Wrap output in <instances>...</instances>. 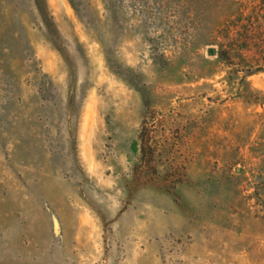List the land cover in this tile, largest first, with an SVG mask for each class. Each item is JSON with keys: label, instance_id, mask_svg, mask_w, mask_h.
Returning <instances> with one entry per match:
<instances>
[{"label": "rangeland", "instance_id": "rangeland-1", "mask_svg": "<svg viewBox=\"0 0 264 264\" xmlns=\"http://www.w3.org/2000/svg\"><path fill=\"white\" fill-rule=\"evenodd\" d=\"M0 264H264V0H0Z\"/></svg>", "mask_w": 264, "mask_h": 264}, {"label": "trees", "instance_id": "trees-1", "mask_svg": "<svg viewBox=\"0 0 264 264\" xmlns=\"http://www.w3.org/2000/svg\"><path fill=\"white\" fill-rule=\"evenodd\" d=\"M253 74V71L250 70V69H245L244 70V75L243 76H250ZM147 131L145 130L144 126L142 125L141 129H140V132H139V139L141 141V154L143 156V154H145V149H144V142L146 141L145 140V137L147 136ZM147 138V137H146Z\"/></svg>", "mask_w": 264, "mask_h": 264}, {"label": "water", "instance_id": "water-1", "mask_svg": "<svg viewBox=\"0 0 264 264\" xmlns=\"http://www.w3.org/2000/svg\"><path fill=\"white\" fill-rule=\"evenodd\" d=\"M210 53H212V50H210Z\"/></svg>", "mask_w": 264, "mask_h": 264}]
</instances>
